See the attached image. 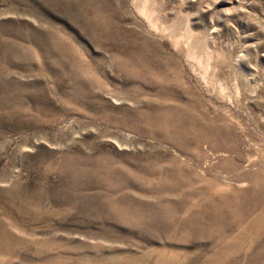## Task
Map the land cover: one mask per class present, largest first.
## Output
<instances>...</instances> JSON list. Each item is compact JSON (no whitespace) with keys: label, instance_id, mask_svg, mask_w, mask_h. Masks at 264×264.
Returning <instances> with one entry per match:
<instances>
[{"label":"rangeland","instance_id":"rangeland-1","mask_svg":"<svg viewBox=\"0 0 264 264\" xmlns=\"http://www.w3.org/2000/svg\"><path fill=\"white\" fill-rule=\"evenodd\" d=\"M0 264H264V0H0Z\"/></svg>","mask_w":264,"mask_h":264}]
</instances>
